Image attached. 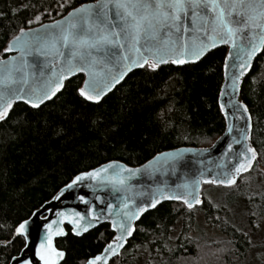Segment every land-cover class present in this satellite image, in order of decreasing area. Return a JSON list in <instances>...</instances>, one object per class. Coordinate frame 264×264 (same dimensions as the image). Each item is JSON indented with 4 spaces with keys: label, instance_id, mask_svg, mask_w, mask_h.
Segmentation results:
<instances>
[{
    "label": "trees",
    "instance_id": "16d2710c",
    "mask_svg": "<svg viewBox=\"0 0 264 264\" xmlns=\"http://www.w3.org/2000/svg\"><path fill=\"white\" fill-rule=\"evenodd\" d=\"M89 1L94 0H0V56L20 29L54 20ZM226 54V47H219L197 63L136 69L97 103L79 95L82 74L69 79L39 108L17 103L0 122V242H7L0 244V264L24 247L25 241L14 234L18 222L30 218L79 173L110 160L136 166L164 150L211 145L226 125L219 106ZM242 97L254 121L252 141L264 155V50L245 78ZM256 166L258 162L240 180ZM208 185L215 186L204 185L203 193ZM232 190L229 201L239 196L238 189ZM203 199L197 206L202 219L227 235V242L211 248L191 238L189 233L198 224L194 208L164 202L142 216L128 246L112 264H135L140 247L149 248L152 258L165 256L164 264H225L243 255L251 246L248 235L226 220L214 201ZM259 213L264 217V201ZM180 220L182 231L171 244ZM67 231L56 241L66 251L61 264H86L114 236L107 222L82 236L74 235L70 227Z\"/></svg>",
    "mask_w": 264,
    "mask_h": 264
},
{
    "label": "snow or ice",
    "instance_id": "6c2138e0",
    "mask_svg": "<svg viewBox=\"0 0 264 264\" xmlns=\"http://www.w3.org/2000/svg\"><path fill=\"white\" fill-rule=\"evenodd\" d=\"M69 16L73 19L68 21L67 27L60 28L58 37L52 38L50 49L48 36L51 34L42 36L30 31L25 33V30L21 29V35H27L28 39L22 41L21 36L14 37L16 46L21 51L20 64L5 65V75L0 79V83L4 85V90L0 91V120L7 117L14 99L24 100L31 107L39 108L64 86L62 81L65 76L62 69L57 79H49L39 87L25 89L24 86L28 85L32 75L28 69L36 66H30L25 59L26 56L46 57L52 53L58 57H65L69 65H72L74 59H78L80 63L68 67L67 72L71 73L73 70L85 72L89 79L78 89L79 95L87 101L98 102L106 91L123 79L133 67L147 65L148 68L156 70L160 65L169 62L182 65L189 60L193 62L199 60L218 43H230L233 48H237L239 47L237 41L243 40L246 59L239 67L246 69L251 67V58L264 48V0H96L95 4L75 9ZM39 19L37 16L36 20ZM57 44L68 49L67 54L60 51ZM12 47L10 43L5 51L11 50ZM97 65L103 67L98 71ZM112 68L117 69L115 74ZM9 85L18 87L11 88ZM244 111L247 112L246 107ZM228 147L231 149L232 145L229 144ZM248 153L251 155H247ZM180 155L179 151L162 153L159 158H162L165 164H169L178 161ZM238 155L243 159L237 160L231 169V176L225 172L223 179L206 182L225 186L235 184L236 177L252 167L257 153L254 148L248 146ZM109 168H112V165L76 175L64 189H61L60 196L64 195L65 190L72 189L85 179L107 181L117 191H127L128 181L141 171L120 167L118 171L108 175ZM124 173L129 175L125 176ZM177 187L183 188L182 194L172 196L166 194L164 188H157L147 199L136 205L134 211L124 212L127 226L125 223L113 222V228H119L121 231V235L116 237L115 247L123 246L119 241L125 239V232L127 236H132L134 228L131 222L139 219L140 214L148 208H155L161 203V199L182 200L189 210H192L194 205L202 203L198 195L197 181ZM60 196L54 199H59ZM157 196L161 199H157ZM79 199L83 200L84 197L81 196ZM46 211L50 209L41 206L32 213V216L47 221V217L43 215ZM75 215L79 216V213ZM73 223L77 225L73 228L77 235H80L81 227L83 231H87L91 224L89 222L88 226H80L79 221ZM29 225L30 220L25 219L18 222V226L15 227L14 234L20 237L22 242L28 239ZM43 227L48 229V234L46 240L41 241L36 248L35 255L42 264H59L65 253L53 246L52 237L64 235L63 229L53 232L50 223H44ZM6 243L0 242L4 246ZM24 247L27 245L24 244ZM107 251L115 254L112 244L108 245ZM11 259L17 264H31L29 260L21 262L19 257L13 256ZM102 259L101 256H96L87 264H98ZM104 264H107L106 260Z\"/></svg>",
    "mask_w": 264,
    "mask_h": 264
},
{
    "label": "water",
    "instance_id": "95a60500",
    "mask_svg": "<svg viewBox=\"0 0 264 264\" xmlns=\"http://www.w3.org/2000/svg\"><path fill=\"white\" fill-rule=\"evenodd\" d=\"M95 3L96 0L82 3L70 9L66 14L54 20L45 21L40 24L31 27H25L22 29L25 30V33H28L30 31L31 33H38L42 36L45 34H51L48 36L50 49V41L52 40V38L58 37L60 34V28L67 27L68 21L73 19V17L69 16V13H74L75 9H78L83 5ZM57 22H59V27H57ZM20 30L8 41L6 47L4 48L5 55L0 56V79H3L5 75V65L15 63L17 66H19L20 64L21 51L16 46L14 37L21 36L22 41L28 39L27 35H21ZM10 43L13 45L12 49L9 51H5ZM237 43L239 45V47L237 48H233L230 43H218L216 47L211 48L209 51H207L205 55H203L199 60H195L194 62L189 60V62L182 64L185 65L197 63L201 59H203L209 52L216 48L226 47L227 49L226 59L224 63V80L219 94V106L220 109L221 106H223V110L221 111L224 115L226 125L223 133L211 145L204 147L185 145L173 149L164 150L157 153L148 161L136 166L129 165L121 160H110L93 169L84 171L89 172L100 168H108L109 165H112V168H109L108 175H112V173L114 171H118L120 167L130 168L133 170H141L128 181L127 191H117V189L114 188L111 184L107 183V181H94L90 179H85L84 181L78 182L73 186L72 189L65 190L64 195L60 196L61 189H64L65 186L62 187L50 200L46 201L42 205L44 208L50 209V211H46L43 213V215L47 217V221L41 218L33 217L32 215L27 219L30 220V225L27 233L28 239L25 241L27 247H23L20 253L15 255V257H19L21 262L23 260H29L31 261V264H42V261H40L39 258L35 255V250L37 247H39L41 241L46 240L48 229L43 227L44 223H50L52 224L53 232H55L57 229H63L64 232V235H54L52 237L53 246L56 247L57 250L63 251L65 253L64 258L59 261V264H61L66 258V251L59 249L56 245V241L57 239L67 236V227L71 228V232L74 235L82 236L85 233L95 229L100 224L107 222L111 225V228L114 231V236L106 244L102 252L93 257H90L87 262L90 259H94L96 256H101L103 259L98 262V264H104L105 260L107 261V264H112V261L116 257H118L121 252L128 246L129 241L132 239L134 233L136 232L137 223H139L145 213L155 209L158 205L164 202L183 203L182 200L161 199L159 196H157V199H161V203L158 204L155 208H148L145 212L140 214L139 219L133 220L131 222V226L134 228L132 236H127V233L125 232V239L119 241V243L123 246L119 248L115 247L116 237L121 235V231L119 228H113V222H116L117 224L125 223L127 226V222L123 215L124 212L134 211L136 205L140 204L141 201L147 199L150 194L153 193L157 188H164L166 194L175 196L182 194L184 191L183 188H178L177 185H183L186 183L191 184L193 181H197L199 184L198 195L203 203L204 199L202 190L205 184L231 187L237 184L241 176L251 171L257 162L260 165L262 162L260 154L252 141L254 121L250 109L242 97V89L246 76L251 72L256 58L263 52L264 48H261V50L251 58V67L241 69L239 65L246 59L245 53L243 51L244 42L243 40H238ZM57 47L60 49V51L67 54L68 49L63 48L59 44H57ZM49 49H45V51H48ZM230 53L231 55H229ZM13 58H15V60ZM25 59L28 60L30 66L36 65L35 67H30L28 69L29 72L32 73V75L28 85L24 86L25 89L39 87L49 79L55 80L59 77L61 70H64L63 74L65 76V79L62 81L64 85L63 88H61V90L57 92L56 95L52 96L51 99L46 100L43 104L56 97L64 89L66 82L72 77L80 74L84 76L81 87H83L84 82L89 79L88 75L83 71L73 70L71 73L67 72L68 67L80 63L78 59H74L72 61V65H69L65 57H58L52 53H50L46 57L26 56ZM185 59L187 60L188 58L185 57ZM167 64L172 63L169 62L162 65ZM96 67L99 71L103 67V65H97ZM109 67L111 68L112 66L109 65ZM145 67H147V65H145L144 67H133L131 71H128L126 73L123 79L119 80L118 83H115L114 86H111V89L109 91H106V93L98 102H100L106 95H108L118 85H120L132 71ZM116 71V68H112L113 74H115ZM53 73H55V75H53ZM105 73H107V70H105ZM9 87L15 88L18 86L9 85ZM3 90L4 85L0 83V91ZM20 102L31 106L24 100L14 99L13 106L11 109H9L8 115L13 107ZM43 104H41L40 106H42ZM245 107L247 108V112L244 111ZM1 121L2 120H0V122ZM229 129H231V131H229ZM237 141H239V143H237ZM229 144L232 145L231 149H229L228 147ZM248 146H251L255 149L257 153L256 159L252 162V167L250 169L242 172L238 177H236L235 184L231 186H225L218 183L214 184L206 182L213 179H223V174L225 172H228L231 176V169L235 166L237 160L243 159V157L239 156L238 154L241 151L245 150ZM177 151H179L181 155L179 160L174 163L170 162L169 164H165L163 159L159 158L160 154L162 153H173ZM247 155L250 156L251 154L248 153ZM101 175L103 176L104 173H102ZM124 175L128 176L129 174L124 173ZM56 196H60V198L54 199V197ZM81 196L84 197L83 200L79 199V197ZM108 205H111V207L109 208ZM124 205H127V207H125ZM199 205H194V207ZM61 213H63V215H59ZM75 213H79V216H76ZM81 217L83 219H81ZM74 221H79L80 226H88L89 222H91V224L87 227V231H83L81 227L80 235H77L73 231V228L77 226L75 223H73ZM109 244L113 245L115 254H113L111 251L106 252ZM6 264H17V262L11 259Z\"/></svg>",
    "mask_w": 264,
    "mask_h": 264
},
{
    "label": "rangeland",
    "instance_id": "374dc122",
    "mask_svg": "<svg viewBox=\"0 0 264 264\" xmlns=\"http://www.w3.org/2000/svg\"><path fill=\"white\" fill-rule=\"evenodd\" d=\"M261 154V153H259ZM261 164L256 166L249 175L243 177L236 186L224 187L205 186L203 198L214 201L216 206L224 211V218L232 221L235 227L248 235L251 246L243 255L225 264H264V217L260 215L261 203L264 201V155L261 154ZM206 185V184H205ZM213 185V184H212ZM238 186V188H237ZM238 189V191L236 189ZM237 191L239 196L234 201L228 200V195ZM203 191V190H202ZM198 218L189 236L201 241L206 247L221 246L229 237L211 228L202 219V211L194 207ZM183 228L181 220L175 225L171 236V244H174ZM135 264H164L165 256L152 258L149 248L140 247L135 253Z\"/></svg>",
    "mask_w": 264,
    "mask_h": 264
}]
</instances>
